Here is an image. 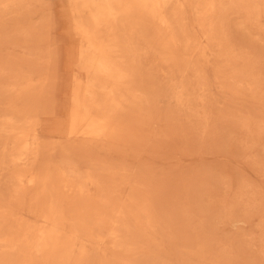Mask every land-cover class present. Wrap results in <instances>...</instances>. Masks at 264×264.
Returning <instances> with one entry per match:
<instances>
[{"label":"bare ground","instance_id":"6f19581e","mask_svg":"<svg viewBox=\"0 0 264 264\" xmlns=\"http://www.w3.org/2000/svg\"><path fill=\"white\" fill-rule=\"evenodd\" d=\"M44 3L0 0V264H205L162 163L219 121L264 141V60L241 45L264 42V0H68L63 73Z\"/></svg>","mask_w":264,"mask_h":264},{"label":"rangeland","instance_id":"374dc122","mask_svg":"<svg viewBox=\"0 0 264 264\" xmlns=\"http://www.w3.org/2000/svg\"><path fill=\"white\" fill-rule=\"evenodd\" d=\"M67 5L68 0H45L41 7H36L40 8L42 17L39 12L34 14L40 17L37 22L50 19L49 36L58 46L62 43L59 53L61 73L71 50L67 41ZM241 43L264 60V42L258 35L244 38ZM227 107L226 100L219 98L215 112ZM229 121H219L216 144L205 149L203 156L186 153L185 147L189 145L182 139L177 143L180 151L174 152L177 160L171 158L173 152L167 153L169 158L164 160L162 167L168 173L179 171L181 182L180 195L171 209H178L177 213H181L178 221L187 222L186 226L191 228L184 227L183 231H198L201 240L211 247V259L205 264H219L215 261L222 260L219 257L224 258L223 264H264V224L260 218L261 214L264 216V178L253 166L254 162L264 163V141L260 146H250L242 131ZM3 183L5 178L1 185ZM246 190L248 196H252L250 192L258 194L257 198L263 204L261 214L247 218L249 208L241 204L239 197V193Z\"/></svg>","mask_w":264,"mask_h":264}]
</instances>
